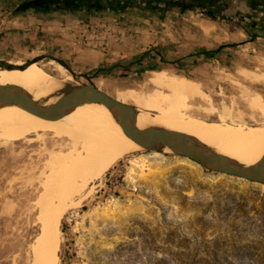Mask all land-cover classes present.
Returning <instances> with one entry per match:
<instances>
[{"label":"rangeland","instance_id":"374dc122","mask_svg":"<svg viewBox=\"0 0 264 264\" xmlns=\"http://www.w3.org/2000/svg\"><path fill=\"white\" fill-rule=\"evenodd\" d=\"M249 32V44L233 54L238 60L233 73H219L201 95L187 85L183 108L164 92L149 105L135 106L156 117L264 127V113L251 106L258 97L264 102V36ZM40 56L7 62L26 65ZM38 63L60 81L69 76L74 80L69 84H92L63 66L55 70V60ZM102 90L123 102L116 91ZM43 136L0 144V264H29L31 245L41 233L37 201L51 172L47 165L69 144L49 132ZM73 203L61 223L60 264H264V184L206 170L167 150H142L118 160Z\"/></svg>","mask_w":264,"mask_h":264},{"label":"crops","instance_id":"0c3cea01","mask_svg":"<svg viewBox=\"0 0 264 264\" xmlns=\"http://www.w3.org/2000/svg\"><path fill=\"white\" fill-rule=\"evenodd\" d=\"M7 3L15 2L0 1V60L35 52L53 56L73 75L138 106L172 94L160 82L181 83L184 92L191 84L201 95L219 73H233V54L249 44L245 30L232 22L192 10L43 12Z\"/></svg>","mask_w":264,"mask_h":264},{"label":"bare ground","instance_id":"6f19581e","mask_svg":"<svg viewBox=\"0 0 264 264\" xmlns=\"http://www.w3.org/2000/svg\"><path fill=\"white\" fill-rule=\"evenodd\" d=\"M11 64L24 66L17 62ZM48 64L54 65V62ZM44 66L34 63L23 70L0 69V86H20L43 105L55 103L59 99L58 93L63 92L73 78L67 76L60 81ZM60 66L55 65V70L59 71ZM160 85L177 98L179 108L185 106L181 83L160 82ZM251 106L264 113V102L260 97ZM136 107L139 130L163 128L193 136L216 153L247 167L259 164L264 158V127L226 128L192 116L156 117L153 111ZM48 132L59 139H67L69 144L64 142L67 144L65 149L55 155L52 153L47 165L51 172L37 201L41 233L31 245L29 264H60L61 223L68 207H71L69 204H74V196L101 178L118 160L143 150L123 131L106 105L84 104L57 120L19 106L0 109V144L21 141L31 134L43 140L42 135ZM166 150L172 152L170 148Z\"/></svg>","mask_w":264,"mask_h":264},{"label":"water","instance_id":"95a60500","mask_svg":"<svg viewBox=\"0 0 264 264\" xmlns=\"http://www.w3.org/2000/svg\"><path fill=\"white\" fill-rule=\"evenodd\" d=\"M47 58L57 61L70 73L74 74L65 62L47 55L27 62L23 67H14L11 63L0 60V69L23 70ZM58 96L59 99L55 103L43 105L36 101L24 88L15 85H3L0 86V109L9 106H19L39 116L57 120L71 114L84 104L106 105L123 131L136 141L143 150L162 152L166 148H170L177 156L188 158L206 170L264 184V158L259 164L247 167L236 160L216 153L193 136L163 128L139 130L137 128L139 114L137 107L113 98L95 85L69 84L63 92L58 93Z\"/></svg>","mask_w":264,"mask_h":264},{"label":"flooded vegetation","instance_id":"af4514ba","mask_svg":"<svg viewBox=\"0 0 264 264\" xmlns=\"http://www.w3.org/2000/svg\"><path fill=\"white\" fill-rule=\"evenodd\" d=\"M9 1V0H7ZM31 0H11L18 5ZM63 1L56 0L60 9L64 6ZM105 4L108 0H95ZM114 5H119L120 10H147L159 15H166L172 10H192L210 17H222L233 24H246L249 30L262 31L264 36V0H111ZM89 2H92L89 0ZM65 7V6H64ZM122 7V8H121ZM69 9V8H67ZM66 10V9H65ZM111 7L100 12L113 11ZM84 13L94 9L81 8ZM88 12V13H89ZM253 40V39H251Z\"/></svg>","mask_w":264,"mask_h":264},{"label":"trees","instance_id":"16d2710c","mask_svg":"<svg viewBox=\"0 0 264 264\" xmlns=\"http://www.w3.org/2000/svg\"><path fill=\"white\" fill-rule=\"evenodd\" d=\"M1 1V0H0ZM7 1V0H4ZM11 1V0H9ZM92 2H89V0H65L63 1L64 6H62L60 9L58 7V4L56 0H31L27 3L19 4L16 8L17 10H23V9H36L38 11H57V10H68V11H78L81 8H88V9H94L96 11L98 10H104L107 9V7H111L114 10H119V5H114L111 0H108L105 4H102L100 2H96L95 0H91ZM15 8V9H16ZM69 8V9H67ZM122 8V7H121ZM16 10V11H17ZM235 26H239L238 24H234ZM247 35H249V29L248 27L244 29ZM254 37H257L256 34L253 35Z\"/></svg>","mask_w":264,"mask_h":264}]
</instances>
